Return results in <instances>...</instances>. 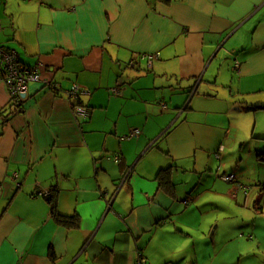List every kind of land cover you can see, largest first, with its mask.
<instances>
[{"label":"crops","instance_id":"crops-1","mask_svg":"<svg viewBox=\"0 0 264 264\" xmlns=\"http://www.w3.org/2000/svg\"><path fill=\"white\" fill-rule=\"evenodd\" d=\"M0 46L41 78L22 111L0 82V264H154L156 236L186 235L174 150L219 155L224 138L196 147L198 127L215 116L228 138L264 111V0H0ZM181 253L163 264H191Z\"/></svg>","mask_w":264,"mask_h":264},{"label":"rangeland","instance_id":"rangeland-1","mask_svg":"<svg viewBox=\"0 0 264 264\" xmlns=\"http://www.w3.org/2000/svg\"><path fill=\"white\" fill-rule=\"evenodd\" d=\"M224 53L225 49L218 60L230 70V58ZM230 118L235 124L232 118L236 116ZM237 118L238 128H228V138L227 126L216 125L215 116L208 126L197 128L196 147L209 145L210 136L223 137L225 152L214 155L213 151L194 148L191 157H184L186 151L174 150L183 155L178 157L181 170L175 178L183 198L171 221L184 228L186 235H175L172 226L174 230L168 229L171 234L156 236L148 250L154 264H163L165 258L178 252L188 255L191 264H264V181L257 182L264 180V142L256 140L264 134V111L246 112ZM176 127L157 142L154 157L162 156L159 148H166L170 135L178 132ZM219 132H225L224 136ZM226 176L231 179L224 180Z\"/></svg>","mask_w":264,"mask_h":264},{"label":"built area","instance_id":"built-area-1","mask_svg":"<svg viewBox=\"0 0 264 264\" xmlns=\"http://www.w3.org/2000/svg\"><path fill=\"white\" fill-rule=\"evenodd\" d=\"M146 58L149 60V66H151L154 56H146ZM235 65L236 68H239V63L237 61ZM40 81L41 78L38 68L26 66L20 61L15 50L0 46V82L7 86L11 104L17 111H22L24 108V102L26 100L24 96L27 95L29 85ZM49 86L57 90L56 85L49 84ZM117 91L116 89L113 90L114 93H117ZM65 94L67 98L72 101L73 114L76 119H88L90 117V109L81 102V96L84 95L85 92L75 86L71 90L65 91ZM139 135V130H133L125 138L133 139L137 138ZM118 161L119 158L117 157L116 162ZM13 179L16 180V174L13 176ZM230 179L231 176L224 177L226 181ZM45 197H49V194Z\"/></svg>","mask_w":264,"mask_h":264},{"label":"trees","instance_id":"trees-1","mask_svg":"<svg viewBox=\"0 0 264 264\" xmlns=\"http://www.w3.org/2000/svg\"><path fill=\"white\" fill-rule=\"evenodd\" d=\"M256 109H264V107H256V108H254V110H256ZM48 199H50V197ZM64 223H68L69 225H76L75 218H73V217L64 219Z\"/></svg>","mask_w":264,"mask_h":264},{"label":"water","instance_id":"water-1","mask_svg":"<svg viewBox=\"0 0 264 264\" xmlns=\"http://www.w3.org/2000/svg\"><path fill=\"white\" fill-rule=\"evenodd\" d=\"M224 48H223V45H221L218 49H217V51L215 52V56L218 54V52L220 51V50H223ZM197 88H198V86H196V89H194V92L193 93H191V95H190V98L194 95V93L197 91ZM25 98H26V96H24Z\"/></svg>","mask_w":264,"mask_h":264}]
</instances>
